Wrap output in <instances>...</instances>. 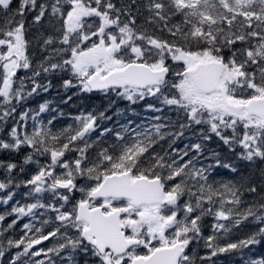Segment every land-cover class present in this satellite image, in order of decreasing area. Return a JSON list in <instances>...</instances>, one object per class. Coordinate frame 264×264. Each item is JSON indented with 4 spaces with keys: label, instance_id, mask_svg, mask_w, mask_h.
I'll list each match as a JSON object with an SVG mask.
<instances>
[{
    "label": "snow or ice",
    "instance_id": "obj_1",
    "mask_svg": "<svg viewBox=\"0 0 264 264\" xmlns=\"http://www.w3.org/2000/svg\"><path fill=\"white\" fill-rule=\"evenodd\" d=\"M54 82L108 103L66 114ZM260 245L264 0H0V264H264Z\"/></svg>",
    "mask_w": 264,
    "mask_h": 264
},
{
    "label": "trees",
    "instance_id": "obj_2",
    "mask_svg": "<svg viewBox=\"0 0 264 264\" xmlns=\"http://www.w3.org/2000/svg\"><path fill=\"white\" fill-rule=\"evenodd\" d=\"M54 84H55V87H53V89L47 95H45L44 99L51 101L53 106L59 105L66 114H71L74 116V115L79 114L81 109H84L85 111H90L93 108L102 109L108 103L106 98H104L103 96H99L96 94H90V95L81 94L78 96H73V99L72 101L69 102V104H62L60 103V101L61 99L65 98L64 90L59 87L58 82H54ZM72 91H69L67 95H72ZM32 106L35 107V104H33ZM118 106L121 108L124 107V102H118ZM66 122L70 123L71 121H66ZM180 146L182 147L183 145L181 144ZM10 219L11 218H9V220ZM206 221L209 225L211 224L210 217L206 218ZM27 222H28L27 218H24L23 220H21V222L16 226L15 231L11 233L13 238H19V236L22 235V225L23 223H27ZM249 230H250L249 227H242L238 235H243L245 232ZM50 246H51V243L48 241H45L42 245H39L37 247H50ZM255 251L258 255L264 254V245L257 246ZM34 259L45 260V264H47L46 258L43 256L37 257ZM5 264H7V257L5 258ZM218 264H241V261L235 255H231V256L224 255L219 258Z\"/></svg>",
    "mask_w": 264,
    "mask_h": 264
}]
</instances>
